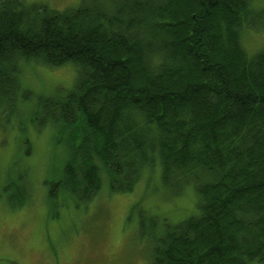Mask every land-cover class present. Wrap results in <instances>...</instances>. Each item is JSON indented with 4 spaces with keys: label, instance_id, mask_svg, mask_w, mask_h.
I'll return each instance as SVG.
<instances>
[{
    "label": "trees",
    "instance_id": "trees-1",
    "mask_svg": "<svg viewBox=\"0 0 264 264\" xmlns=\"http://www.w3.org/2000/svg\"><path fill=\"white\" fill-rule=\"evenodd\" d=\"M253 1L80 0L54 9L0 0L3 110L31 96L22 64L76 68L65 93L31 110L64 142L50 195L85 203L103 180L127 193L154 168L156 187L193 188L190 215L145 226L162 228L146 264H264V49L249 54L241 42Z\"/></svg>",
    "mask_w": 264,
    "mask_h": 264
},
{
    "label": "rangeland",
    "instance_id": "rangeland-1",
    "mask_svg": "<svg viewBox=\"0 0 264 264\" xmlns=\"http://www.w3.org/2000/svg\"><path fill=\"white\" fill-rule=\"evenodd\" d=\"M28 1L64 9L80 0ZM252 6L250 26L241 36L249 54L264 49V0ZM75 74L72 62L22 64L19 79L30 98L17 101L18 111L0 107V264H146L152 236L162 229L147 231L151 219L165 226L196 208L190 185L179 193L156 187V168L127 193L110 192L103 180L85 203L49 194L62 173L64 142L31 110L40 97L65 93ZM21 184L25 197L19 194Z\"/></svg>",
    "mask_w": 264,
    "mask_h": 264
}]
</instances>
